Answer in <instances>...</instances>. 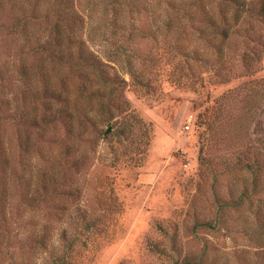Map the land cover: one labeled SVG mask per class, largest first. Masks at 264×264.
I'll use <instances>...</instances> for the list:
<instances>
[{"label": "rangeland", "instance_id": "374dc122", "mask_svg": "<svg viewBox=\"0 0 264 264\" xmlns=\"http://www.w3.org/2000/svg\"><path fill=\"white\" fill-rule=\"evenodd\" d=\"M132 1L145 10L138 18L129 14L127 25L132 20L156 36L125 45L139 58L132 59L133 72L144 86L105 51L99 32L85 26L76 34L109 75L125 80L124 97L115 100L107 89L93 94L100 87L94 78L69 64V42L62 46L64 66L37 48L50 32L35 16L47 12L51 22L63 15L52 13V0H0V264H264L255 240L264 226L255 200L264 203L257 191L264 176L251 203L224 206L252 181L237 157L245 147L262 152L264 143V90L249 91V81L264 79V21L245 23L225 42V61L216 65L214 53L207 63L198 60L205 52L190 33L177 37L181 25L171 3ZM72 2L93 25L106 18L103 0ZM206 2L217 12L219 0ZM22 22L25 31L14 32ZM123 36L117 41L126 44ZM243 53L258 56V65L242 61ZM216 73L228 82L218 83ZM65 98L84 119L70 130ZM100 101L110 102L109 124L99 121ZM33 112L52 123L34 119L31 125ZM216 115L209 129L208 118ZM216 220L217 231L196 227Z\"/></svg>", "mask_w": 264, "mask_h": 264}, {"label": "trees", "instance_id": "16d2710c", "mask_svg": "<svg viewBox=\"0 0 264 264\" xmlns=\"http://www.w3.org/2000/svg\"><path fill=\"white\" fill-rule=\"evenodd\" d=\"M73 4V0H52L55 15L59 14L60 12L63 13V15L58 16L57 19L49 22V16L48 13L43 14H37L35 17L39 20L40 23L44 25H48L49 28V36H46L47 40L43 43V47L41 44L38 45L37 48H39L40 51L43 53L46 51L47 55L53 59V64H59L61 66H64L63 62V53L64 50L62 49V46H67L69 42V49H72V52L66 53L69 54V56H72L69 58V64L76 63L80 66V68H83L84 70L89 73L94 80L96 81V85L98 84L100 87L98 89H95L93 91L94 93H100L102 89L108 90V95L110 98H114L115 100H121L123 96V87L125 80L116 78V76H111L108 74L107 70L105 69V65L100 61L98 56L90 49L89 45L87 44V39H83L81 36H77L76 34L78 31L83 32V29L85 26L90 27L93 29L92 34H95L99 32V37L101 36V39L107 43L108 48L105 50L112 58H118L119 60H122L125 62V66L127 69V74L129 75L132 80H134L137 84L143 85L138 77L141 76L140 73H137L136 71L133 72L134 67V61L136 59H139L134 56L133 52L134 49L132 48L127 49L125 45L136 43L139 39H146L150 38L152 41H156L155 34H146L147 30L136 27L133 23L134 21L130 20V27L125 22L126 18L131 14V16L136 15L138 18L140 15H142L141 11L145 10V8L141 9V7H135L132 0H103L102 6H103V14L106 16L104 20H102V23L93 25L89 19L88 16H83V14L76 12L73 8L71 3ZM177 1V0H175ZM173 0H166L165 3H171V9L173 11L175 20L178 24L181 25L180 29L176 31L177 37L182 33H185L186 31L190 33L192 36H194L198 42L199 49L203 50L204 57L198 56V60L200 61L205 60L204 62H209V60L213 59L211 58V54L213 56L215 55V63L216 65L223 63L225 60L222 58L223 54V45L226 41L229 40V38L233 34H237L239 32V29L245 24V23H253V21H264V0H219L217 3V12L209 10L208 4L206 0H180L181 3H174ZM89 4V2H88ZM188 4V5H187ZM70 10V11H69ZM69 11V15L67 16ZM216 15V17H215ZM109 16V17H108ZM199 21L198 27L193 28V21L196 20ZM184 20V21H183ZM172 20H168L165 22V26L167 27V30L170 31L172 28L171 24ZM127 28L123 29L122 25H125ZM25 23H17L15 26H13L14 32H21L22 30L25 31L26 28ZM62 31L65 32V35L63 36ZM119 33L124 34L122 38H124V41L126 44L117 41V37L119 36ZM85 36V35H83ZM97 37V34L95 35ZM103 36V37H102ZM174 36H176L174 34ZM95 37V38H96ZM88 36V41H89ZM99 40V38H96ZM66 45H63V44ZM49 47H54L53 51L50 52L46 50ZM67 48V49H68ZM179 53H183V56H188L187 48H183L181 46H177L176 50L179 49ZM177 52V51H176ZM175 52V53H176ZM195 52L198 54V51L195 50ZM219 55V56H218ZM184 56V57H185ZM218 56V57H217ZM172 58H175L174 55L171 56ZM210 57V58H209ZM209 58V59H208ZM134 61H133V60ZM254 58L250 55H246V53L242 54V61H252ZM141 65H145V61L143 59H140ZM255 65H258V56L253 60ZM205 64V63H204ZM53 65V67H54ZM132 68V69H131ZM207 71V69H206ZM256 71V69H253V72ZM248 74L252 75V68L247 70L245 72L244 76H247ZM22 77L24 79L29 80V77L26 76V70L22 71ZM220 74H214V77L219 78ZM27 77V78H26ZM228 82V75L223 74L222 78H219L218 83H225ZM251 82V87L249 88L250 93L256 92V88L260 86L264 90V79L255 81H249ZM144 86V85H143ZM80 93L85 90V87L82 89H79ZM253 94V93H252ZM55 92V97H56ZM81 96H84L83 94ZM58 95L56 97L59 98ZM65 101L67 103V109L65 110L66 116H67V129L70 130L75 125L76 121H81V124H83L84 119L81 115H75L71 112V109L69 107L68 100ZM110 102H97V110L99 111L100 117L99 121L106 122V124H109L111 120H113V114L109 110ZM245 107H247L246 110L250 108H253V97L247 98L245 101ZM221 109L220 106L217 107V110L219 111ZM73 110V109H72ZM49 119H51L50 116ZM44 114L43 116H38V114L34 115V112L29 119L31 122V125L34 126V119L38 123H42L43 125H46L48 123H52L51 120L48 121V118ZM55 117H53V121L55 123ZM97 118V117H96ZM219 119V117L216 115L213 118H208V128L210 129L215 122ZM107 132L105 131L104 134ZM241 152V151H240ZM239 152V153H240ZM253 155V156H252ZM238 163H243L244 169L249 173L252 177V181L250 184L249 189H246L243 191L237 198L236 201L232 203H226L224 206H228L229 208H233L234 206H237L238 204L242 202L251 203L253 199L256 197V190L258 188L257 186V179L258 181L264 176V143L262 147V152H253L249 147H245V149L240 153V156L237 157ZM259 192V196L264 194V189L257 190ZM258 201V212L260 217V223L264 225V203L261 202L259 197L255 199ZM223 205L218 203V209L221 211ZM90 226V225H88ZM196 227L198 228H206L208 230L217 231V220L215 223H211L209 221L202 222L196 224ZM261 232L259 233V236L255 238V240L259 243L261 249V254H264V226H261ZM182 264H194L190 261H185Z\"/></svg>", "mask_w": 264, "mask_h": 264}, {"label": "built area", "instance_id": "2783aa9c", "mask_svg": "<svg viewBox=\"0 0 264 264\" xmlns=\"http://www.w3.org/2000/svg\"><path fill=\"white\" fill-rule=\"evenodd\" d=\"M192 117H190L184 124L183 129L187 130L189 128V123L191 122Z\"/></svg>", "mask_w": 264, "mask_h": 264}]
</instances>
